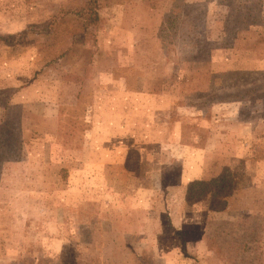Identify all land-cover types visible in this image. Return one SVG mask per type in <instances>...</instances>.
<instances>
[{"label": "rangeland", "instance_id": "1", "mask_svg": "<svg viewBox=\"0 0 264 264\" xmlns=\"http://www.w3.org/2000/svg\"><path fill=\"white\" fill-rule=\"evenodd\" d=\"M86 3L0 0V264H264V0Z\"/></svg>", "mask_w": 264, "mask_h": 264}, {"label": "trees", "instance_id": "2", "mask_svg": "<svg viewBox=\"0 0 264 264\" xmlns=\"http://www.w3.org/2000/svg\"><path fill=\"white\" fill-rule=\"evenodd\" d=\"M97 0H87L86 3V7L83 8L82 10L79 11V15L83 18V20L86 21V24H91V25H95L98 22V13H97ZM5 43H7V40H4ZM6 130V129H5ZM4 133L1 131L0 129V145H4L7 143L6 148L2 149V147L0 148V160H9L11 159L12 156H14V153L17 152V143L15 141H13L15 143V146L11 147V142L9 140L8 134ZM5 137V138H4ZM10 143V146H9ZM198 183V182H197ZM195 184V182L193 183ZM193 184H191V189Z\"/></svg>", "mask_w": 264, "mask_h": 264}]
</instances>
